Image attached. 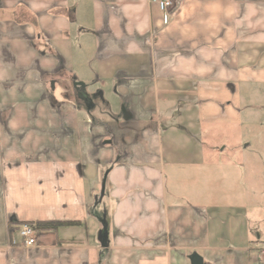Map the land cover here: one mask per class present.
<instances>
[{
  "label": "crops",
  "instance_id": "0c3cea01",
  "mask_svg": "<svg viewBox=\"0 0 264 264\" xmlns=\"http://www.w3.org/2000/svg\"><path fill=\"white\" fill-rule=\"evenodd\" d=\"M171 12L0 0V264H264V202L221 191L264 88V0ZM40 221L70 224L23 246Z\"/></svg>",
  "mask_w": 264,
  "mask_h": 264
},
{
  "label": "rangeland",
  "instance_id": "374dc122",
  "mask_svg": "<svg viewBox=\"0 0 264 264\" xmlns=\"http://www.w3.org/2000/svg\"><path fill=\"white\" fill-rule=\"evenodd\" d=\"M243 90V124L232 128L224 140V147L236 150L231 161L240 165V171L227 178L221 191L231 192V200L240 197L258 204L264 202V88L248 86ZM260 214L264 217V209Z\"/></svg>",
  "mask_w": 264,
  "mask_h": 264
},
{
  "label": "built area",
  "instance_id": "2783aa9c",
  "mask_svg": "<svg viewBox=\"0 0 264 264\" xmlns=\"http://www.w3.org/2000/svg\"><path fill=\"white\" fill-rule=\"evenodd\" d=\"M153 3H156L163 13V22L164 24L170 23L172 19L171 9L174 7L176 0H151ZM38 230L31 223H22L19 225V233L22 239V244L25 247H32L37 243L36 232ZM259 260L264 263V247L259 251Z\"/></svg>",
  "mask_w": 264,
  "mask_h": 264
},
{
  "label": "trees",
  "instance_id": "16d2710c",
  "mask_svg": "<svg viewBox=\"0 0 264 264\" xmlns=\"http://www.w3.org/2000/svg\"><path fill=\"white\" fill-rule=\"evenodd\" d=\"M70 224V222H62V221H40L35 223V227L37 230H52L57 229L59 226Z\"/></svg>",
  "mask_w": 264,
  "mask_h": 264
},
{
  "label": "water",
  "instance_id": "95a60500",
  "mask_svg": "<svg viewBox=\"0 0 264 264\" xmlns=\"http://www.w3.org/2000/svg\"><path fill=\"white\" fill-rule=\"evenodd\" d=\"M74 85L76 86V89H78L79 92H80L79 97H80L81 99L85 100V101L89 100L88 97H87V95L81 93L82 91H80V88L85 86L84 83H83V82H75ZM77 87H78V88H77ZM102 240H103V239H102ZM193 264H201V263H200V259H199V258L194 259Z\"/></svg>",
  "mask_w": 264,
  "mask_h": 264
}]
</instances>
